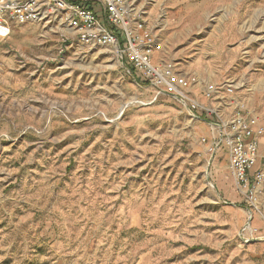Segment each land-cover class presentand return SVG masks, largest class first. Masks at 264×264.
I'll use <instances>...</instances> for the list:
<instances>
[{
  "label": "rangeland",
  "instance_id": "374dc122",
  "mask_svg": "<svg viewBox=\"0 0 264 264\" xmlns=\"http://www.w3.org/2000/svg\"><path fill=\"white\" fill-rule=\"evenodd\" d=\"M127 3L185 99L66 24L0 43V264H264V185L208 123L248 110L264 145V0Z\"/></svg>",
  "mask_w": 264,
  "mask_h": 264
},
{
  "label": "built area",
  "instance_id": "2783aa9c",
  "mask_svg": "<svg viewBox=\"0 0 264 264\" xmlns=\"http://www.w3.org/2000/svg\"><path fill=\"white\" fill-rule=\"evenodd\" d=\"M53 22L66 24L81 41L109 46L126 68L130 64L144 79L149 78L157 86L165 84L167 91L180 100L186 98L184 77L171 75L169 70L162 73L153 64L158 35L144 17L133 12L127 0H0V43L17 24ZM224 89L232 93L234 84L226 82ZM214 93L215 87L208 85L206 96ZM201 108L220 117L214 107ZM201 115L203 111L197 114L199 118ZM211 121L208 123L217 125L214 143L224 144L229 169L238 186L247 190L256 183L264 185V145L261 148L259 141L263 129L258 115L236 111L226 121Z\"/></svg>",
  "mask_w": 264,
  "mask_h": 264
}]
</instances>
